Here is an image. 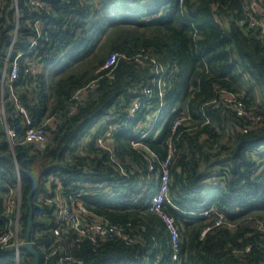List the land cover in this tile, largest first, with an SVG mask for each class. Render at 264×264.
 Masks as SVG:
<instances>
[{
    "label": "trees",
    "instance_id": "trees-1",
    "mask_svg": "<svg viewBox=\"0 0 264 264\" xmlns=\"http://www.w3.org/2000/svg\"><path fill=\"white\" fill-rule=\"evenodd\" d=\"M31 1L18 0L17 10L0 0V233L20 184L26 238L39 180L31 239L73 256L47 264H264V31L249 24L251 0H42L40 10ZM16 57L18 78L8 83ZM13 94L35 125L56 116L45 143L11 147L6 127L21 139L26 123ZM169 155L171 203L162 208L179 230L175 260L167 223L149 208ZM76 189L128 238L78 240L70 226L56 235L55 209L38 198ZM22 251L20 264H34ZM14 252L0 248V264H13Z\"/></svg>",
    "mask_w": 264,
    "mask_h": 264
},
{
    "label": "built area",
    "instance_id": "built-area-1",
    "mask_svg": "<svg viewBox=\"0 0 264 264\" xmlns=\"http://www.w3.org/2000/svg\"><path fill=\"white\" fill-rule=\"evenodd\" d=\"M16 1V9L18 10V4ZM67 2H69L67 0ZM31 3L36 6L38 10L44 7L45 3L42 0H32ZM246 11L247 16L249 18V24L253 27H260L262 31H264V0H251L246 4ZM39 20L35 22V25H39ZM37 44L36 41L31 43L32 47H35ZM18 58L14 59L12 64L11 70L7 74L6 72L3 75V80H7L8 83H12L16 78H18L19 72V65H18ZM120 58V55L115 53L112 54L105 67H112L115 65ZM38 70L36 65L32 66V71L36 72ZM113 67L111 68L109 74H112ZM98 85V79H95L91 83H89L84 89L80 90L75 99H80L82 94L94 89ZM151 90H147V94H150ZM161 95H163V89H161ZM13 98L16 103V107L18 110L25 115L26 123H25V133L23 137L18 139V133L15 129H7V136L11 147L13 148L15 144L19 141L22 143H36V144H43L48 139V126H53L55 124V117L49 118L45 124L43 125H35L33 122L32 117L29 115L28 111L26 110L23 103L20 99L13 94ZM223 98L228 103L236 104L238 108V114H246L244 110L243 104L237 100V96L231 92H225ZM139 108V103L135 101L133 107L130 109V114H134L137 112ZM76 105H71V110H75ZM6 118V111L4 104L1 103L0 105V119L5 121ZM157 121V118L154 122ZM116 127H110L108 133L104 135V137H100L98 139V143L100 145H105V138H110L111 131L114 130ZM87 140H91L93 137L91 134L87 136ZM138 146L139 144H135ZM171 155L167 157L165 161L162 162V172L160 174V181L157 193L153 196L149 208L150 210L160 214L167 223L168 230L170 233V242L172 244L173 252V259L178 258V252L180 247V236L179 230L175 221L172 217L166 215L163 211V204L165 202L171 203V199L169 198V162H170ZM151 170L154 169V166L150 167ZM50 187V184H48ZM85 193L81 189H76L69 193L57 192L55 195H46L41 194L38 198V201L45 204V205H52L55 209V215L57 218V224L53 228L54 233L59 235L61 231L70 226L78 233V240L89 239L92 242L97 243L99 240H103L110 236L124 238L127 239L128 236L124 233L123 227H119L109 221H107L102 216L96 215L93 213L84 203L83 195ZM21 196H20V184H18V188L11 189L10 195L7 200L6 209L4 212L5 220H6V229L0 233V248H14V263L13 264H20L23 251L22 247L26 244V238L20 237L21 226H20V217H21ZM208 212L203 211L200 212L199 215H206ZM197 215L198 213H194ZM89 217H93V219H89ZM220 224V222H217ZM38 244L39 249L41 250L42 254L45 256V262L47 264L48 260L54 257L56 254H60V261H71L73 260V256L70 255L66 250H62L60 252L57 249H51V247H46L44 243L39 242L38 240H32L31 244L34 246ZM79 263L82 261L79 260ZM104 264H120V263H104Z\"/></svg>",
    "mask_w": 264,
    "mask_h": 264
},
{
    "label": "water",
    "instance_id": "water-1",
    "mask_svg": "<svg viewBox=\"0 0 264 264\" xmlns=\"http://www.w3.org/2000/svg\"><path fill=\"white\" fill-rule=\"evenodd\" d=\"M232 20L234 19L233 16H231ZM39 186V180H37L35 187L31 190L28 196L29 200V206H30V215L28 217V227H27V234H26V244L25 247L30 251L34 257H35V263L34 264H40V254L34 246L31 244V233H32V225H33V220H34V207L32 204V197L38 190Z\"/></svg>",
    "mask_w": 264,
    "mask_h": 264
}]
</instances>
